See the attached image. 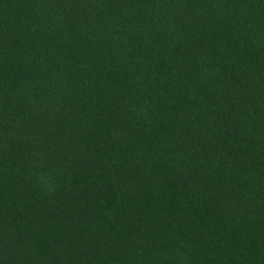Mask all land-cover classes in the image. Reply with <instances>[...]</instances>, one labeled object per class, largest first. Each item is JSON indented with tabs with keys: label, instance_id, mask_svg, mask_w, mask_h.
Instances as JSON below:
<instances>
[{
	"label": "trees",
	"instance_id": "trees-1",
	"mask_svg": "<svg viewBox=\"0 0 264 264\" xmlns=\"http://www.w3.org/2000/svg\"><path fill=\"white\" fill-rule=\"evenodd\" d=\"M0 264H264V0H0Z\"/></svg>",
	"mask_w": 264,
	"mask_h": 264
}]
</instances>
